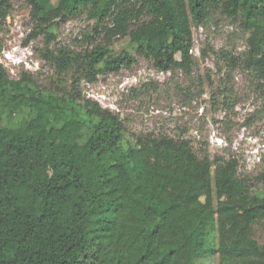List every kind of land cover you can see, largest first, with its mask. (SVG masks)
<instances>
[{
	"label": "trees",
	"instance_id": "16d2710c",
	"mask_svg": "<svg viewBox=\"0 0 264 264\" xmlns=\"http://www.w3.org/2000/svg\"><path fill=\"white\" fill-rule=\"evenodd\" d=\"M25 2L27 41L38 30L53 40L55 20L86 16V38L103 34L104 44L39 51L54 72L48 89L0 64V264H264V173L242 176L234 159H210L186 139L125 138L118 115L77 91L79 79L134 62L112 56L115 38L160 72L190 73L192 27L220 16L248 36L229 66L264 95V0ZM11 10L0 0V32Z\"/></svg>",
	"mask_w": 264,
	"mask_h": 264
},
{
	"label": "rangeland",
	"instance_id": "374dc122",
	"mask_svg": "<svg viewBox=\"0 0 264 264\" xmlns=\"http://www.w3.org/2000/svg\"><path fill=\"white\" fill-rule=\"evenodd\" d=\"M10 18L11 24L0 32V64L12 78L28 71L43 89L50 87L54 72L39 51L65 46L81 52L104 44L103 34L86 38L93 26L86 16L55 20L49 30L53 40L38 30L28 41L35 23L25 0H12ZM191 34L190 53L195 60L190 73L160 72L134 55L127 38H115L110 43L112 56L128 51L134 62L120 64L116 71L99 74L91 82L79 79L77 91L118 115L125 138L147 134L186 139L202 155L234 159L240 175L256 177L264 173V95L250 72L229 66L231 58L244 53L248 36L238 24L220 16L203 27H192ZM78 77L61 79L72 83ZM255 239L264 244L263 225L255 227ZM209 260L217 263L215 257Z\"/></svg>",
	"mask_w": 264,
	"mask_h": 264
}]
</instances>
